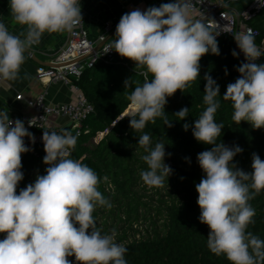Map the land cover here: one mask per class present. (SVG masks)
<instances>
[{"label":"clouds","instance_id":"clouds-1","mask_svg":"<svg viewBox=\"0 0 264 264\" xmlns=\"http://www.w3.org/2000/svg\"><path fill=\"white\" fill-rule=\"evenodd\" d=\"M259 2L264 6V0ZM9 9L14 23L26 26V31L16 35L0 21V78L9 81L18 79L25 53L40 43L45 32H71L83 22L80 0H9ZM191 13L190 0H170L121 16L110 49L146 69L144 83H137L127 97L132 130L141 132L158 117L172 127L164 111L167 98L177 90L183 92L199 77L202 56L220 54L216 37L221 32L230 33V23L221 28L214 21L210 26L204 20H194ZM255 36L251 28L234 35L247 62L237 68L240 76L227 85L223 98L232 101V119L237 124L246 121L254 129H261L264 64L255 61L264 56V46H257ZM232 55L238 53L233 50ZM204 79L207 107L196 119L192 134L198 142L214 145L197 155L205 173L195 187L199 221L210 229L207 247L217 256H226L231 264H264V240L246 232L255 216L249 201L264 190V160L253 153L252 171L245 172L233 163L243 149L216 142L224 129L214 119L220 106L216 99L220 89L210 75L205 74ZM124 86H132L130 78ZM188 112L189 108L183 107L174 115L184 120ZM33 119L29 127L34 126ZM189 127L183 125L185 131ZM78 135L66 130L63 134L43 131L46 174L38 175L17 194L24 178L22 154L31 151L24 137L33 143L35 137L22 120L13 121L8 112L0 111V233L6 234L0 240V264H72L68 259L72 256L77 264H127V248L116 242L115 230L102 235L96 227V206L112 207L98 190L100 178L86 164L69 158ZM138 145L147 153L142 157L147 170L140 173L141 179L149 188L163 187L172 173L164 163L165 144L156 143L153 148L150 136L143 134L138 137Z\"/></svg>","mask_w":264,"mask_h":264},{"label":"trees","instance_id":"trees-1","mask_svg":"<svg viewBox=\"0 0 264 264\" xmlns=\"http://www.w3.org/2000/svg\"><path fill=\"white\" fill-rule=\"evenodd\" d=\"M223 1L239 15L253 0ZM246 24L256 31L255 43L261 45L264 40V6ZM114 39L115 31L108 40L112 44ZM216 39L220 54L209 52L202 56L199 77L183 92L177 90L167 98L164 111L173 125L170 128L159 117L155 123L149 121L141 132L130 128V114L125 115V112L132 111L127 97L137 83H144L146 69L136 67L115 51L112 60L97 62L75 80V85L93 104L94 111L81 123L77 144L70 150L69 158L86 164L100 178L98 190L112 207L96 206L93 212L96 227L102 235L115 230L116 242L127 248V264H231L226 256H217L208 249L210 229L199 221L201 210L195 185L205 173L198 164L197 155L214 147L198 142L192 134L196 119L207 107L203 100L205 74L210 75L220 89V96L216 97L220 106L214 119L218 124L222 123L224 129L216 142L243 149L233 159L237 168L251 172L253 153L264 160V128L254 129L246 121L237 124L232 119V101L224 99L223 95L227 85L240 76L237 68L247 61L239 54L232 55L233 50L237 52L234 35L224 33ZM255 63L264 64V56ZM129 78L132 86L125 89L124 81ZM147 78L151 80V74ZM183 107L189 108V112L184 120H180L174 114ZM185 123L190 125L187 131L183 128ZM35 130L42 132L44 128ZM66 131L77 134L69 126ZM56 133L63 134V131ZM99 134L102 136L94 142ZM143 134L150 136L153 148L156 143L165 144L164 163L170 166L172 173L165 178L163 187L149 188L141 179L140 173L147 170L142 159L147 153L138 145V137ZM44 156L41 141H35L32 151L22 154L24 178L17 186V194L34 183L38 175L46 174L48 165L43 162ZM249 204L255 209V216L246 232L264 240V190L258 192ZM5 235L0 233V240ZM68 259L77 264L74 256Z\"/></svg>","mask_w":264,"mask_h":264},{"label":"built area","instance_id":"built-area-1","mask_svg":"<svg viewBox=\"0 0 264 264\" xmlns=\"http://www.w3.org/2000/svg\"><path fill=\"white\" fill-rule=\"evenodd\" d=\"M190 3L192 5L191 15L194 20H205L210 26L215 21L221 28L230 23L231 32L228 34L232 35L236 34L237 27L239 28L241 23L245 24L244 32L251 28L246 22L263 7L259 0H253L250 6L237 18L236 14L230 11L228 7H223L226 4L223 0H190ZM222 16L229 19L225 20ZM112 29L113 23H107L97 35L92 36L85 26L83 16V22L79 26L71 32L67 31L63 45L50 59L51 66L38 67L37 77L40 80L46 78L47 82H62L70 88H74L77 92L74 100L53 103L47 100L45 93H40L36 99L29 101L33 112L29 114L13 113L9 118L13 121L22 120L28 131L34 135L35 141L42 142V134H34L33 130L45 128V124L51 116L68 120L62 130L65 131L66 126H69L80 133L81 123L94 111V106L75 85V80H78L86 68L94 66L97 62L112 60L114 49H110L111 43L108 40ZM253 31L256 33L255 30ZM224 33L226 32H221V34ZM16 97L20 99L21 94ZM32 119L34 126L29 127L28 122ZM24 142L32 151L33 142L28 137H24Z\"/></svg>","mask_w":264,"mask_h":264},{"label":"crops","instance_id":"crops-1","mask_svg":"<svg viewBox=\"0 0 264 264\" xmlns=\"http://www.w3.org/2000/svg\"><path fill=\"white\" fill-rule=\"evenodd\" d=\"M168 2L170 0H80L85 26L92 36L97 35L104 28V25L111 22L113 23L111 33H113L121 16L125 13L137 8L143 11L149 7H159L162 3ZM0 21L4 22L13 34L18 35L22 31H26V26L18 25L12 20L9 0H0ZM66 35L67 31L45 32L40 43L29 49L38 59L44 61V64L36 63L25 53V62L21 66L18 79L15 81L1 79L0 111L8 112L9 116L13 113L29 114L33 112L29 101L36 99L40 93H45L47 100L53 103L75 99L77 92L74 88H70L62 82H47L46 78L40 80L37 77L38 67L51 66L50 59L63 45ZM21 38L23 39V37ZM18 94H21L20 99L16 97ZM66 123H68L66 118L51 116L43 131H64L62 128ZM42 132L33 130L34 134L40 133L43 135Z\"/></svg>","mask_w":264,"mask_h":264},{"label":"water","instance_id":"water-1","mask_svg":"<svg viewBox=\"0 0 264 264\" xmlns=\"http://www.w3.org/2000/svg\"><path fill=\"white\" fill-rule=\"evenodd\" d=\"M228 9H229L230 11H232V12L234 11V10L231 9V8H228ZM234 12H235V11H234ZM235 14H236V17L239 18V15H238L236 12H235ZM204 21H205V20H204ZM236 33H238V27H237ZM261 46H264V40L262 41ZM236 50H237L238 54H239L243 59H245L244 54L240 51V49L238 48L237 44H236ZM26 53H27L28 56H29L32 60H34L36 63L44 64V61L38 59V58L35 56V54H34L33 52H31V51L28 50ZM128 114H131V113H129V112H125V115H128Z\"/></svg>","mask_w":264,"mask_h":264},{"label":"rangeland","instance_id":"rangeland-1","mask_svg":"<svg viewBox=\"0 0 264 264\" xmlns=\"http://www.w3.org/2000/svg\"><path fill=\"white\" fill-rule=\"evenodd\" d=\"M239 32H244L245 31V24L244 23H241L240 26H239ZM258 47H261V45H257ZM100 136H102V134H99L96 139H94V142L96 140H98L100 138ZM43 142V141H42Z\"/></svg>","mask_w":264,"mask_h":264}]
</instances>
